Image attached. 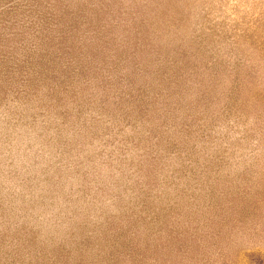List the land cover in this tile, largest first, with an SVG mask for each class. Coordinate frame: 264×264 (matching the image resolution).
<instances>
[{"label": "rangeland", "instance_id": "1", "mask_svg": "<svg viewBox=\"0 0 264 264\" xmlns=\"http://www.w3.org/2000/svg\"><path fill=\"white\" fill-rule=\"evenodd\" d=\"M0 46V264H264V0H0Z\"/></svg>", "mask_w": 264, "mask_h": 264}, {"label": "trees", "instance_id": "2", "mask_svg": "<svg viewBox=\"0 0 264 264\" xmlns=\"http://www.w3.org/2000/svg\"><path fill=\"white\" fill-rule=\"evenodd\" d=\"M50 28L45 29V28L38 27V29H40L38 31L39 32L38 36H40L41 43L42 42H45V43L52 42L53 43V40L55 38H58V40H60V41H58L57 45L58 44H62V46H63V43H64L63 40L67 39V38H65V34H66L67 30H65V28L63 27L60 30H57L56 33L53 36L52 35L50 36V33L49 32L52 31V28L53 27H50ZM37 30H34V32L37 31ZM44 51L45 50H42V48H40V51H38L37 53H41V52L43 53ZM0 55H1V51H0ZM41 56H36L35 57L36 58V60H35L36 61V64H40V67H42L43 62L46 63V64H48V65H50V67H51V69H50L51 73L52 74L53 73L55 74V70H54V64H55L54 61L55 60L54 59H51L50 56H48L49 59H45L47 55H41ZM32 58L35 59L34 57H32Z\"/></svg>", "mask_w": 264, "mask_h": 264}]
</instances>
